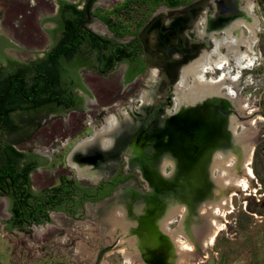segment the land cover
<instances>
[{"label":"flooded vegetation","instance_id":"af4514ba","mask_svg":"<svg viewBox=\"0 0 264 264\" xmlns=\"http://www.w3.org/2000/svg\"><path fill=\"white\" fill-rule=\"evenodd\" d=\"M2 1L3 10L15 5L22 12L4 19L7 31L0 28V104L19 99L21 106L32 108L0 113L1 120L30 121L33 129L47 122L52 139L50 150H18L0 125V151L10 144L23 154L13 157V172L0 171L3 232H25L51 224L57 216L81 221L91 208L107 230L110 219L118 216L129 222L137 244L142 238L138 233L155 234V251L148 248L147 262L158 254L160 264H172L167 258L174 243L163 232V219L178 210L170 228L197 224L203 231L208 223L199 224L201 204L222 181L214 174L215 162L227 167L236 156L233 165L242 166L247 141L257 138L254 160L257 142L264 137V125L253 134L239 128L252 118H264V23L257 20L254 51L259 56L253 69L234 66L237 77L228 80L237 90L234 96L221 88L177 105L182 70L213 49L212 37H221L225 26L247 16L243 0L234 5L210 2L186 20L184 7L192 0ZM246 33L240 30L243 38ZM23 54L29 58L22 59ZM245 76L250 84L262 85L244 88ZM241 101H250L251 110L241 109ZM197 106L214 112L220 106L224 115L211 117L200 130L204 126L196 119ZM110 118L116 122L112 128ZM21 137L26 136L14 139ZM80 141L83 147L75 150ZM6 163L2 159L0 167ZM183 206L185 214L180 215Z\"/></svg>","mask_w":264,"mask_h":264},{"label":"rangeland","instance_id":"374dc122","mask_svg":"<svg viewBox=\"0 0 264 264\" xmlns=\"http://www.w3.org/2000/svg\"><path fill=\"white\" fill-rule=\"evenodd\" d=\"M179 1L187 3L191 0ZM243 1L245 4L246 2H249L251 4V12L254 16V20L257 23V32L254 35L255 43L253 44L252 49L254 51V45H256L258 39L257 35L260 32L258 21L264 23V2H262L263 0ZM4 4L5 3L0 0V28L4 31H7L8 25L6 23V20L4 19L9 18V16L11 15L16 18V16L22 11H18L15 5L13 7H10V9L8 10H3ZM18 19L20 20L21 18ZM32 28L33 27L31 19L29 20V25L27 26V31L29 33L27 36L29 37V39L31 37V34L33 33ZM261 32L262 34H264V24H261ZM40 39H43L42 35L40 36ZM244 49L245 48L243 47L239 48L240 51H244ZM255 53L259 54L258 52ZM28 58V55H24V57H22V59ZM256 60H254V62H256ZM232 68V70H235L234 67ZM261 82H264V80H261ZM261 82L257 84L249 83L247 86L255 87L256 85H262ZM248 102V111H250L252 107L250 101ZM258 117L252 118L246 124L239 125L242 133H248L250 131L251 134H253L257 132L259 127L261 125H264V118L261 116ZM258 119H263V121H258ZM249 123L253 124L248 125ZM260 129V134L264 135V126H262ZM23 134L26 137L16 138L21 140L23 139L22 141H17L15 139V141L13 142L15 148L18 150L40 148H46V150H50V148H52L49 144V140L52 141V139H49L51 135L48 133L47 122H44L42 124L40 123V126L35 129H33V127L31 126ZM11 138L14 139L13 136H11ZM253 139L254 142L251 139L247 141L248 144H253L252 160L257 138ZM263 139L264 137L259 138L256 146L257 150L255 152L253 164H250V168L254 176L249 179L250 183L246 190L239 187L232 188L234 193L231 200L232 212L226 214L223 218L217 217V219L221 221L223 226L222 229L217 233L213 242L207 246L205 245L206 248H204L202 252H195V247H193L192 243L193 241H191L189 237L182 232V226L180 228L176 227L172 229L169 227L168 229H164V234L168 236L172 244L175 242V235L179 234L181 235L182 239L187 240L192 245V248L190 250L181 249L180 247L178 248L176 245H174V248L169 250V253L170 251L171 253L167 258L168 261H172V264H174V261L176 262L178 259H180V257H186L188 260L185 264H264ZM74 141L75 139H73L71 143ZM80 143H83V141H80L75 146V150L80 148L78 147ZM234 157L235 156H232L228 162H230L231 160L235 161ZM68 162L69 164H71L70 160ZM73 165L76 166L75 164ZM223 168L226 169V167ZM234 170H236V168H234L233 171H230L229 173H233ZM217 183L218 184H216L217 186L214 189L215 195L220 194L221 196L228 192L227 190H224L222 182L218 180ZM214 198L209 201L206 200L205 202H203L200 210L202 207H205L204 204H216V202L219 201V196H216ZM118 208H121V205H119ZM181 209L185 214V207L183 206V208ZM177 212L178 210L170 212V214H168V216L164 218L163 221L165 222L166 219L170 217H174L175 220L176 215H178L176 214ZM143 213L145 212L143 211ZM4 217L5 216L2 213V202L0 199V219ZM201 217L204 218V220L199 224H203L204 221L208 223V229L207 227L205 228V233H203V231L200 229L205 238L211 228V217L210 215H202ZM181 219L182 220L179 223L183 225L184 216H182ZM207 219L208 222L206 221ZM98 220L99 218L95 216V214H93L91 208H87V212L83 216L81 221H71V219H66L63 216H57L54 217V221L51 224L32 228L28 227L29 229L27 228L28 230H26L25 232H3L2 228L0 227V264H160L158 261L159 257L154 258L155 261L152 260L150 263L147 262V258L151 256L149 252L152 250L155 251V234L150 238L145 233H143V235L142 233H138L142 236V238L140 239V242L138 240L139 243L137 244L136 239L134 238L135 235L133 234L130 236V223L124 222L121 216L116 217L115 221L113 219H110L111 223H108L111 225L109 226L110 229L108 230L105 229L104 226H101ZM63 227H66V229L62 230L61 228ZM183 227L184 229H188V224L183 225ZM82 229L83 231L87 229L89 233H93V238H95V242H93V244L89 246L91 256L89 255L88 257H86V254L83 255L76 252V248H78L77 243L80 242L81 239V241L83 242L86 241L85 236L88 234L86 232H81ZM81 233H83V236ZM138 234H136V236ZM149 239L153 242V244L148 245ZM70 241H72L71 245L69 243ZM117 241L119 243L116 246L115 243ZM82 247L80 248V250L82 249ZM148 248H150V251L148 250Z\"/></svg>","mask_w":264,"mask_h":264},{"label":"bare ground","instance_id":"6f19581e","mask_svg":"<svg viewBox=\"0 0 264 264\" xmlns=\"http://www.w3.org/2000/svg\"><path fill=\"white\" fill-rule=\"evenodd\" d=\"M262 2H264V0ZM244 9L247 12V16L245 15L241 18L240 17L236 18L230 24L225 26V29L223 30L221 37L220 36L212 37L214 44L213 49L210 52L204 51L197 60L193 61L191 64H189L187 67H185L182 70L180 82L175 90L176 91V95L174 97L175 104L181 105L185 103H191V101L193 102V100H195L196 98H200L201 95L203 97V95L205 96L206 94H208L209 91L216 92L221 88L224 89V92H226L228 96H234L236 94L235 91L237 90L232 87V84L229 81L230 79L235 81L237 77V73H235L234 70L233 72H231L230 66L231 68L237 66L242 70L253 69L255 65L254 60H256L259 56V54L255 53L252 50L253 44L255 43L254 35L257 32V23L254 20L253 18L254 16L251 12V4L249 2H246ZM201 23L203 25L202 20ZM241 29L247 30L246 36L244 38L240 34ZM241 46L245 48L244 51L239 50ZM221 49H224V52H222ZM212 70L217 72L213 75V72H211ZM209 75L211 76L209 77ZM241 77L242 75L238 77V80H236V82L241 80ZM242 80L243 82H241V85H243V87L245 88L250 83L251 78L250 76H245L242 78ZM248 103H249L248 101L247 103L246 101L243 102L241 101L240 108L243 109L244 111H248L249 110ZM109 120L110 121L108 122L109 125L108 127L112 128V126H114L116 122H114V120L111 118ZM258 121H263V119H258ZM252 124L253 123H249L248 125H252ZM97 133H99V130L95 131L94 133L93 136L94 141L97 139V136L99 135ZM246 145H247L245 152L246 155L242 166L236 168V166L233 165V160L229 162V165L226 167V169L223 167L221 169V165L218 163V161H216L215 165L213 166V168H215L214 174L216 175V177L222 180L221 181L222 186L224 190H227L228 192L221 196L220 194L215 195L213 193L212 198L219 196V201L216 202V204L215 203L204 204L205 207L201 208L202 215H210V217L212 218V219L210 218V227H211L210 231H208V234L204 239V245L206 246L213 242L217 233L222 229L223 225L221 221L217 219V217L223 218L226 214L232 212L231 200H232V196L234 195L232 188L239 187L241 189L246 190V188L249 186L250 183L249 179L254 176L250 168V164L252 160L253 144L246 143ZM78 147L82 148L83 144L80 143ZM234 158H232L235 160L234 162H237V157L235 156ZM71 165L73 166L72 168H74V170L75 169L78 170V173L81 172L76 166H74L73 164ZM219 165L220 167H218ZM234 168H236V170H234L233 173L232 172L229 173L230 171H233ZM198 201L202 202L203 199L200 198V200ZM179 214L182 215L183 210H181ZM166 220L167 222L163 221V224H161V226H163V229H168L169 225L174 223L175 221L174 217L167 218ZM203 220L204 218H202L200 222H202ZM87 229L83 231V233L84 232L88 233L87 234L88 236L87 235L85 236L86 241L78 242L77 243L78 248H76V252H78V254H83V255L86 254L87 255L86 257H88L89 255L91 256V253L89 251V246L92 245L93 242H95V238H93L94 236L92 235L93 233L92 234L89 233ZM174 243H175L174 245H176L178 248L180 247L181 249L190 250L192 248L190 242L182 239L181 235L179 234L175 235ZM81 247L82 249L80 250ZM154 257L158 258L159 256L154 255ZM187 260L188 259L186 257H180V259H178L176 262L174 261V264L175 263L185 264Z\"/></svg>","mask_w":264,"mask_h":264},{"label":"water","instance_id":"95a60500","mask_svg":"<svg viewBox=\"0 0 264 264\" xmlns=\"http://www.w3.org/2000/svg\"><path fill=\"white\" fill-rule=\"evenodd\" d=\"M228 1L231 3L230 5H232V4L234 5L237 0H228ZM260 1H262V0H260ZM210 2L217 3V4L220 3L218 0H192L190 3H188L184 7L183 19L186 20L188 15L201 13L210 4ZM217 8L222 11V9L225 7H219V5H218ZM197 107L198 108H196V110L194 112L198 111L197 115H196V119L199 121V123H201V122L203 123V124H201L202 126L206 125L209 122V120L211 119V117L212 118H218V117H222L224 115V112H222L220 106L217 108V110L219 112L218 111L214 112V110L212 111L210 109V107L209 108L208 107L201 108V106H197ZM191 115H192V113H190V116ZM200 130H205V126L200 128ZM200 216L198 218L199 221L202 218ZM200 229H201V227H199V225H197V224L191 225L190 227H188V229H184L183 226L181 227L182 232L185 233L191 241H193L192 243H193V246H195V249H194L195 252L196 251L202 252L203 249L206 248L205 245L203 244V239H205V238H204L202 231ZM186 230H188V231H186ZM204 231H205V228L203 230V233H205ZM196 234H198V236H196Z\"/></svg>","mask_w":264,"mask_h":264},{"label":"trees","instance_id":"16d2710c","mask_svg":"<svg viewBox=\"0 0 264 264\" xmlns=\"http://www.w3.org/2000/svg\"><path fill=\"white\" fill-rule=\"evenodd\" d=\"M171 2L176 3L177 0H172ZM0 84H1V80H0ZM23 89V88H22ZM24 92H28L27 89L23 90ZM1 93V91H0ZM20 100H11L9 101L7 104H0V113L4 114V113H8L10 110H13L15 108H18L19 106H21ZM20 108L23 109H30L32 108V106L30 104H22V106ZM1 115H0V125L2 124V128H5V130H7L9 132V134H11L13 137L14 136H21L25 131H27L30 127L32 122L30 121H21L20 124H22L23 127L20 126L19 122H13L12 120H7L5 122H2L1 120ZM24 128V129H23ZM11 144H14L13 142L15 141V139H12L10 137L9 139ZM22 156V153L16 152L15 149L10 145L7 144L3 147V149L0 151V161L3 159L5 160L7 163L4 164L2 167H0V171H6V172H13L15 169L14 165H11L10 163L13 162V157L14 156ZM25 171V168H24Z\"/></svg>","mask_w":264,"mask_h":264}]
</instances>
